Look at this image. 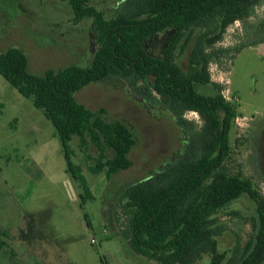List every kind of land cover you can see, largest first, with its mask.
Returning a JSON list of instances; mask_svg holds the SVG:
<instances>
[{"label":"trees","instance_id":"trees-1","mask_svg":"<svg viewBox=\"0 0 264 264\" xmlns=\"http://www.w3.org/2000/svg\"><path fill=\"white\" fill-rule=\"evenodd\" d=\"M59 1L69 6L75 24L91 21L97 48L89 65L37 75L29 72L24 52L9 47L0 53V76L53 126L71 178L85 186L71 161L73 139L92 174L104 173L109 180L131 167L129 153L136 144L131 129L109 120L105 109L90 110L75 99L82 88L108 77L126 81L144 102L166 110L185 138L177 159L122 190L126 224L120 234L132 251L157 264H196L203 257L209 264H264V196L249 178L226 167L237 107L223 98L222 86L209 73L221 58L231 60L239 49L264 43V16H257L264 0H123L110 18L90 0ZM236 23L243 25L245 43L216 49ZM161 33L167 35L163 53L150 55L146 44ZM188 44L183 70L178 58ZM197 85L215 93L203 95ZM187 113L196 114L198 122ZM242 197L254 206L245 220L250 231L246 238L236 234L234 245L220 252L218 237L226 229L218 216ZM85 198L92 199L88 191ZM7 238L0 227V252L8 247Z\"/></svg>","mask_w":264,"mask_h":264},{"label":"rangeland","instance_id":"rangeland-1","mask_svg":"<svg viewBox=\"0 0 264 264\" xmlns=\"http://www.w3.org/2000/svg\"><path fill=\"white\" fill-rule=\"evenodd\" d=\"M122 1L90 0L89 5L110 18ZM257 16H264V4ZM244 36L243 25L236 23L215 48L245 43ZM166 38V33L156 35L146 51L160 57ZM9 47L24 52L29 72L41 75L71 64L89 65L97 43L91 21L75 24L66 3L0 0V53ZM190 50L188 44L178 58L183 70ZM209 73L222 86L221 94L237 107L226 167L249 178L264 196V43L239 49L231 60L221 58L220 64L209 66ZM196 88L203 95L215 93L209 86ZM75 99L87 109H105L109 120L131 129L136 140L129 153L132 165L109 180L104 173L92 174L73 139L68 145L71 161L85 181L80 186L67 171L53 126L0 76V227L8 236L0 264H157L136 255L121 236L126 224L121 194L177 159L185 138L166 110L144 102L119 78L89 84ZM186 118L199 119L194 113ZM87 191L92 199L85 198ZM253 212V203L242 197L220 213L219 223L226 229L218 237L220 252L234 245L236 234L246 238L250 227L245 220ZM196 264H209V258Z\"/></svg>","mask_w":264,"mask_h":264},{"label":"built area","instance_id":"built-area-1","mask_svg":"<svg viewBox=\"0 0 264 264\" xmlns=\"http://www.w3.org/2000/svg\"><path fill=\"white\" fill-rule=\"evenodd\" d=\"M222 96H223L224 99H226L224 95H222Z\"/></svg>","mask_w":264,"mask_h":264},{"label":"flooded vegetation","instance_id":"flooded-vegetation-1","mask_svg":"<svg viewBox=\"0 0 264 264\" xmlns=\"http://www.w3.org/2000/svg\"><path fill=\"white\" fill-rule=\"evenodd\" d=\"M165 45V44H164ZM164 45H163V48H164Z\"/></svg>","mask_w":264,"mask_h":264}]
</instances>
